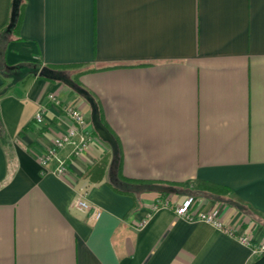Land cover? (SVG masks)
<instances>
[{
	"label": "crops",
	"instance_id": "0c3cea01",
	"mask_svg": "<svg viewBox=\"0 0 264 264\" xmlns=\"http://www.w3.org/2000/svg\"><path fill=\"white\" fill-rule=\"evenodd\" d=\"M13 0H0V31ZM0 36V264H252L264 243V0H25ZM62 70L100 103L116 180L87 100L39 75ZM54 94L60 100L50 99ZM85 116L93 141L40 156ZM42 112L44 121L35 122ZM83 134L78 129L75 140ZM176 188V187H175ZM215 190V191H212ZM86 195L103 213L76 206ZM199 199L236 236L157 202Z\"/></svg>",
	"mask_w": 264,
	"mask_h": 264
},
{
	"label": "built area",
	"instance_id": "2783aa9c",
	"mask_svg": "<svg viewBox=\"0 0 264 264\" xmlns=\"http://www.w3.org/2000/svg\"><path fill=\"white\" fill-rule=\"evenodd\" d=\"M50 99L55 104H60V100L56 95L51 94ZM66 110L72 118L74 126L67 133L55 138L53 144L48 147L46 152H44L40 156V162L43 166L48 165L54 159L59 160L58 152L65 145L73 143L76 145V152L81 153L91 144L94 139L93 133L87 129V120L83 113L70 107ZM43 121V113L38 112L35 116V122L37 124H40ZM78 129H82L83 134H81L79 136V139L76 141L74 138L77 134ZM59 162L60 163L58 167L55 169V173L60 177H66L67 175H69V169L67 167L66 161L59 160ZM198 204L199 199L195 196H190L181 203H174L171 199L165 201L159 200L157 202L156 208H170L178 217L183 218L186 221L209 223L229 235L236 236V232L231 225H228L227 223L216 217L215 214L202 209ZM76 206L83 212H91V219L93 220L99 219L103 213V211L99 207L92 205L86 195H83L82 197L77 199ZM238 238L243 244L250 247L254 254L259 255L260 257L264 255V243L257 245L253 243L252 239L249 236H239Z\"/></svg>",
	"mask_w": 264,
	"mask_h": 264
},
{
	"label": "water",
	"instance_id": "95a60500",
	"mask_svg": "<svg viewBox=\"0 0 264 264\" xmlns=\"http://www.w3.org/2000/svg\"><path fill=\"white\" fill-rule=\"evenodd\" d=\"M21 1L22 0H13L10 23L6 28L8 33H12L14 27L16 26V22L20 13ZM39 75L47 79L64 83L87 100L91 107V120L94 130L103 141L107 142L111 146L114 155L113 166H116L119 162V145L113 133L102 121L99 104L96 98L87 89L77 85L75 80L62 70H57L46 66L41 68ZM149 189L163 193H174L177 191V188L173 186L161 184H151L149 185ZM252 264H264V255L259 257V259H257Z\"/></svg>",
	"mask_w": 264,
	"mask_h": 264
},
{
	"label": "trees",
	"instance_id": "16d2710c",
	"mask_svg": "<svg viewBox=\"0 0 264 264\" xmlns=\"http://www.w3.org/2000/svg\"><path fill=\"white\" fill-rule=\"evenodd\" d=\"M24 2H25V0L21 1L19 17L17 19L16 26L14 27L13 31H16L19 28V25H20V22H21V17H22V11H23V8H24ZM4 34H7V33H6L5 29H2L0 31V36L4 35ZM74 80L77 83V85L82 87V85L76 79H74ZM97 102L99 104L102 121L110 129V131L113 133V135L115 136V138H116V140L118 142V145H119V150H120V152H119V162H118V164L116 166H114L117 182L119 184H122V185L124 184V185H135V186H140V187H142V186L148 187L149 186L148 181L135 180V179H130V178H127V177L123 176V174H122V152H121V145H120L119 139L116 136V134L112 131V129L109 127V125L107 124L105 119L103 118L101 107H100V103H99L98 100H97ZM95 133H96V131H95ZM170 186H173V187H176V188H182L183 187V185H181V184H175V185H170ZM212 191H215V190H212ZM161 194L167 195L168 193L161 192Z\"/></svg>",
	"mask_w": 264,
	"mask_h": 264
}]
</instances>
